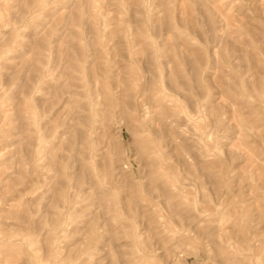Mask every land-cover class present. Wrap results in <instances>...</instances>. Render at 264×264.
Masks as SVG:
<instances>
[{
	"label": "rangeland",
	"instance_id": "1",
	"mask_svg": "<svg viewBox=\"0 0 264 264\" xmlns=\"http://www.w3.org/2000/svg\"><path fill=\"white\" fill-rule=\"evenodd\" d=\"M0 264H264V0H0Z\"/></svg>",
	"mask_w": 264,
	"mask_h": 264
}]
</instances>
